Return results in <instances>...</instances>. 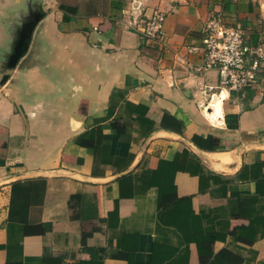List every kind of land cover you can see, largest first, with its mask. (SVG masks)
<instances>
[{"label": "crops", "instance_id": "obj_1", "mask_svg": "<svg viewBox=\"0 0 264 264\" xmlns=\"http://www.w3.org/2000/svg\"><path fill=\"white\" fill-rule=\"evenodd\" d=\"M128 2L0 0L9 56L32 26L0 61V264H264V79L220 93L188 52L213 14L264 40V0H146L164 45Z\"/></svg>", "mask_w": 264, "mask_h": 264}, {"label": "built area", "instance_id": "obj_2", "mask_svg": "<svg viewBox=\"0 0 264 264\" xmlns=\"http://www.w3.org/2000/svg\"><path fill=\"white\" fill-rule=\"evenodd\" d=\"M123 13L129 27L143 40L158 45L166 43L164 11L155 9L148 13L146 0H129ZM201 33L200 42L189 46L188 52L201 53L200 70L218 71L220 93L224 89L244 92L264 79V40L248 44L242 25L230 24L219 14L207 18Z\"/></svg>", "mask_w": 264, "mask_h": 264}, {"label": "rangeland", "instance_id": "obj_3", "mask_svg": "<svg viewBox=\"0 0 264 264\" xmlns=\"http://www.w3.org/2000/svg\"><path fill=\"white\" fill-rule=\"evenodd\" d=\"M64 3L63 1H59L58 6H60V4ZM80 5H84V7H91L92 3H84V4H80ZM2 8V4H0V16L4 15V14H8L7 11H1ZM12 15V14H11ZM18 21H21V19L15 18L14 16H12L11 18L6 17V18H0V61L1 60H5L6 62L9 59V52L3 51L1 48V44L6 42L8 43L10 39H14L15 41L17 40V38L20 37L19 33L17 32V26H18ZM7 25L8 27H10V30L12 32L11 36H7L3 34V30L4 27ZM6 28V27H5ZM8 30V28H6ZM14 32V33H13Z\"/></svg>", "mask_w": 264, "mask_h": 264}, {"label": "water", "instance_id": "obj_4", "mask_svg": "<svg viewBox=\"0 0 264 264\" xmlns=\"http://www.w3.org/2000/svg\"><path fill=\"white\" fill-rule=\"evenodd\" d=\"M32 26L28 25L26 30H29V32H24V35L21 36L19 44L17 45V47L15 48L14 52L12 53V55L10 56L9 59V69H12V67L14 66V64L19 60V58L24 54V52L27 49L28 43H29V38H30V32Z\"/></svg>", "mask_w": 264, "mask_h": 264}, {"label": "trees", "instance_id": "obj_5", "mask_svg": "<svg viewBox=\"0 0 264 264\" xmlns=\"http://www.w3.org/2000/svg\"><path fill=\"white\" fill-rule=\"evenodd\" d=\"M60 9L64 12V19L67 18L68 13H75L77 10V7L68 5L65 3L60 4Z\"/></svg>", "mask_w": 264, "mask_h": 264}]
</instances>
